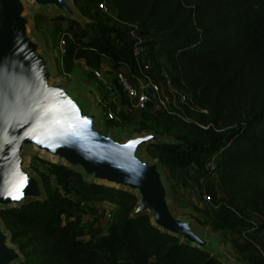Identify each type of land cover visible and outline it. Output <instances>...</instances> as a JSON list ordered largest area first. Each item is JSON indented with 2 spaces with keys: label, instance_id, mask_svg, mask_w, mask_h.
<instances>
[{
  "label": "trees",
  "instance_id": "obj_1",
  "mask_svg": "<svg viewBox=\"0 0 264 264\" xmlns=\"http://www.w3.org/2000/svg\"><path fill=\"white\" fill-rule=\"evenodd\" d=\"M73 1L89 18L87 26L64 16L50 20L68 21L61 37L64 67L82 61L92 68L109 63L112 73L135 68L129 33L145 36L156 66L167 67L174 84L206 110L189 111L188 122L149 103L139 131L176 141L152 144L148 154L162 160L172 179L192 166L203 170L206 181L217 174V184L207 186L216 205L208 224L223 240L243 232L264 235V0H107L120 19L113 23L93 11L100 0ZM45 19L37 14V28ZM209 157L217 159L213 172L204 171ZM40 161L47 164L46 171L38 170L46 198L0 211L25 256L18 264H223L162 232L148 215L132 218L134 194ZM84 201L94 202L96 214L100 202L117 207L106 234L96 235L79 218ZM247 243L249 264H264Z\"/></svg>",
  "mask_w": 264,
  "mask_h": 264
},
{
  "label": "water",
  "instance_id": "obj_2",
  "mask_svg": "<svg viewBox=\"0 0 264 264\" xmlns=\"http://www.w3.org/2000/svg\"><path fill=\"white\" fill-rule=\"evenodd\" d=\"M32 7L54 10V17L83 27L89 22L73 0H0V211L46 198L42 177L28 166V152L35 151L90 182L134 194L132 218L148 215L155 227L182 243L209 251L223 264H242L212 226L203 228L175 211L162 160L150 157L147 147L176 139L154 130L122 137L101 129L100 112L89 96L57 78L51 55L33 31ZM24 258L0 215V264Z\"/></svg>",
  "mask_w": 264,
  "mask_h": 264
},
{
  "label": "rangeland",
  "instance_id": "obj_3",
  "mask_svg": "<svg viewBox=\"0 0 264 264\" xmlns=\"http://www.w3.org/2000/svg\"><path fill=\"white\" fill-rule=\"evenodd\" d=\"M97 5L93 6V11L96 12L99 16L103 17L109 23H113L116 20L113 15L102 14L97 8ZM38 13H41L35 7H32L30 14L33 17V31L39 37L43 49L47 51L53 60L55 65V73L58 79L64 78L69 84H73L78 87L82 92H84L89 98L93 101L95 109L100 112L101 118V129H105L116 133L120 136H125L127 134H134L140 132V127L144 119V115L140 110L136 109L134 106H131L128 110L124 120L122 122H108L103 117V112L101 108L103 107V102L109 99V93L106 90V83H109L114 89L115 97L117 100L125 98L123 88L117 82L115 75L108 71L109 63H105L101 68H99L104 74V80L97 78L92 71V67L84 64L82 61H75L68 68L63 65V56L59 49V41L63 36L66 28L68 27V21L62 20L58 23H51V17L54 16L55 11L50 10L45 12L46 19L42 28H37L35 24V19ZM88 24V23H87ZM86 24V26H87ZM93 30H95L93 28ZM158 66L155 63V74H158ZM122 72L129 78V80L138 87L140 85V78H137L138 74L132 67L123 68ZM121 97V98H120ZM102 101V102H101ZM122 102V101H121ZM128 102V101H127ZM124 103V102H123ZM150 156V155H149ZM151 157V156H150ZM42 155L37 154L35 151L28 152V166L33 169L36 173L38 170L46 171L47 164L40 161ZM48 160V159H45ZM167 172V171H166ZM203 170L192 166L188 170H183L179 178L172 179L167 173V180L171 185L173 193V206L175 211L181 215H190L198 223L206 228L210 226L208 224L213 218L215 213V204L207 203L204 201V186L208 184L218 182L217 174H212L209 180L201 181L203 178ZM55 184V181H53ZM209 193V192H208ZM94 202L84 201L80 203V208L84 210V213L78 214L79 218L84 222L88 230L95 233L98 236L104 235L107 232L112 218L107 216V211L109 207L106 203H99V212L102 213L98 217L99 212L96 214L92 211V206ZM111 206V205H109ZM117 208L116 206H113ZM217 234L222 240L223 237L219 231H212ZM248 238L252 240H261L264 238L262 234H247ZM224 241L226 250L242 264H249L246 258L243 255V252L248 251V241L242 234H227V239ZM251 244V243H250Z\"/></svg>",
  "mask_w": 264,
  "mask_h": 264
},
{
  "label": "built area",
  "instance_id": "obj_4",
  "mask_svg": "<svg viewBox=\"0 0 264 264\" xmlns=\"http://www.w3.org/2000/svg\"><path fill=\"white\" fill-rule=\"evenodd\" d=\"M96 8L102 14L113 15L116 21H120L117 15L110 9L107 0H100ZM129 35L133 40L131 49L135 61L134 69L138 74L137 78H140V85L138 87L135 86L122 71L113 72L117 82L123 88L125 98L128 102L123 103L117 100L113 90L114 88L109 83H106L109 99L103 102L102 105L104 108H101V110L103 117L107 121L122 122L131 106L142 111L148 107L149 103L154 104V106L168 114L178 115L188 122L192 120V117L188 113L189 111H206L205 109L199 108L190 91L186 90V88H179L174 84L167 67H161L159 69L160 80H157L154 73L155 63L152 55L149 53L146 37L139 34L136 30H131ZM59 49L62 55L66 53V43L62 38L59 41ZM92 71L97 78L104 80V74L99 68H92ZM149 89L154 94H151ZM216 166L217 159L215 157H209L203 167L204 171L213 172ZM201 181H205V178H202ZM203 186L204 201L211 203L212 199L210 193L207 191V186ZM107 206L109 207L107 216L111 218L114 215L115 208L113 206ZM247 234L248 232L242 233L252 243L256 252L264 258V238L256 241L248 238Z\"/></svg>",
  "mask_w": 264,
  "mask_h": 264
},
{
  "label": "snow or ice",
  "instance_id": "obj_5",
  "mask_svg": "<svg viewBox=\"0 0 264 264\" xmlns=\"http://www.w3.org/2000/svg\"><path fill=\"white\" fill-rule=\"evenodd\" d=\"M10 195H11V193H10ZM12 198L15 200H19L21 197L19 195H14V196H12Z\"/></svg>",
  "mask_w": 264,
  "mask_h": 264
},
{
  "label": "crops",
  "instance_id": "obj_6",
  "mask_svg": "<svg viewBox=\"0 0 264 264\" xmlns=\"http://www.w3.org/2000/svg\"><path fill=\"white\" fill-rule=\"evenodd\" d=\"M84 63V62H83ZM85 64V63H84Z\"/></svg>",
  "mask_w": 264,
  "mask_h": 264
}]
</instances>
